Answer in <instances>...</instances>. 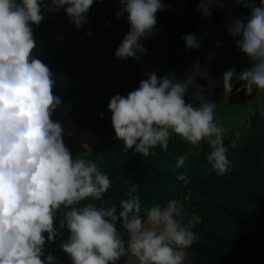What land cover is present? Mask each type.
<instances>
[{
  "label": "clouds",
  "instance_id": "9594fccd",
  "mask_svg": "<svg viewBox=\"0 0 264 264\" xmlns=\"http://www.w3.org/2000/svg\"><path fill=\"white\" fill-rule=\"evenodd\" d=\"M94 2L51 0L44 5L43 0H0V264H57L52 253L45 254V244L55 241L58 229L68 231L61 248L71 264H119L128 256L138 264H185L186 250L199 239L177 219L174 201L144 208L142 215L135 194L139 184L119 202V209L115 204L103 206L112 181L92 160L73 157L61 122L51 118L62 101L53 94L56 81L50 67L33 55L37 41L32 25L44 20L46 7L50 13L63 9L69 22L82 29ZM234 2L243 4L250 15L233 20L227 31L237 38L236 47L249 63L239 73L235 67L224 72L223 91L231 95L234 82H239L236 91L251 96L264 91V0L259 5L255 0ZM119 3L116 16L127 14L130 28L115 57L139 62L147 51L141 41L156 31V13L166 10L165 5L162 0ZM219 3L199 0L197 11L208 17ZM182 39L186 49L200 48L195 34ZM146 76L138 88L126 96L116 94L108 103L123 151L155 156V149L167 151L175 136L190 146L177 157L176 168L185 167L192 149L203 142L210 148L206 171L229 173V148L236 144L225 146L228 130L216 123L217 103L205 96L213 86L208 68L197 60L183 80L172 73L158 77L154 71ZM197 78L206 79L207 85L196 84ZM177 179L187 183L186 173ZM88 200L100 206L81 203Z\"/></svg>",
  "mask_w": 264,
  "mask_h": 264
},
{
  "label": "trees",
  "instance_id": "16d2710c",
  "mask_svg": "<svg viewBox=\"0 0 264 264\" xmlns=\"http://www.w3.org/2000/svg\"><path fill=\"white\" fill-rule=\"evenodd\" d=\"M51 0H43L48 5ZM166 10L156 13V31L141 43L146 47L142 58L168 45L172 52L175 41L186 34H198L218 27L228 10H250L234 0H221L205 17L197 11L199 0H162ZM119 0H95L87 19L89 23L78 29L69 22L63 9L56 17L32 25L37 48L35 58L47 64L56 81L53 94L62 104L72 101L73 117L84 129L97 133L106 142V175L111 187L102 197L115 204L128 198L135 184L143 209L169 201L191 200L200 222L194 231L199 239L189 250L196 264H264V116L257 113L250 120V134L229 148L228 158L233 162L231 171L223 176L208 173L206 157L210 148L203 143L200 153L189 159L185 167L176 168L177 157L185 146L179 141H169L167 151L155 149L156 155L142 158L133 150L123 151V143L115 138L108 110L110 98L116 94L126 96L146 79L140 61L119 60L115 51L129 32L127 14L117 18ZM110 22V23H109ZM90 30L91 35H86ZM69 36L77 46V53L66 51ZM62 37V38H60ZM232 132L224 139L231 143ZM66 147L74 158H85L87 149L80 145L76 135H63ZM186 173L187 183L178 180ZM98 201H83L81 203ZM64 239L68 231L63 229ZM47 237V233L45 234ZM57 239V237H56ZM55 239V240H56ZM122 258L119 264H123ZM57 264H71L62 249L58 251Z\"/></svg>",
  "mask_w": 264,
  "mask_h": 264
},
{
  "label": "rangeland",
  "instance_id": "374dc122",
  "mask_svg": "<svg viewBox=\"0 0 264 264\" xmlns=\"http://www.w3.org/2000/svg\"><path fill=\"white\" fill-rule=\"evenodd\" d=\"M255 2L259 5L260 0H255ZM43 14L44 19L53 18L57 15L56 12H47L46 7ZM238 17H247V15L243 11L228 10L224 13L223 21L218 27L196 34L200 40L199 49H186L185 41L181 37L175 41L176 47L173 52L168 45H164L140 61V67L146 79V73L154 71L158 77L172 73L178 80H183L193 63L197 60L202 67L208 68L209 76L213 80V86L205 92V96L207 99L217 103L215 110L216 123L228 130L224 139L234 132L231 137V143H236L250 134V120L252 117L257 113L264 116V91H254L251 96L246 95L244 91L237 92L236 89L240 87L239 82H234L235 86L231 95L223 91L222 79L224 72L235 67L237 73H239L249 63L247 58L243 57V54L236 47L237 38L232 37L227 31V25ZM62 40H67L68 42L67 52H78L77 46L69 36L57 42ZM209 56L212 57L210 60L207 59ZM242 60L243 62H241ZM195 83L201 86L207 85V81L204 78H197ZM185 99L186 101L188 100L187 97ZM51 118L53 121L58 120L61 122L64 134L78 137L80 145L87 149L84 157H94L98 168L106 174L107 141L102 139L97 133L84 129L76 123L72 112V101L63 103L62 107L57 108ZM171 140L184 144L186 150L183 154L188 152L190 146L179 137L174 136ZM202 148V143L199 149L193 148L187 161L195 154L200 153ZM175 204L179 213L177 219L192 230L200 222V218L195 213L191 200L186 198L182 201H176ZM58 224L59 221L57 220L54 226L58 228ZM117 227L122 231L119 225ZM65 241L63 229H58L57 239L54 242H46L45 254L52 253L57 260L58 251L62 249L61 243ZM186 253L185 264H196L193 253L189 250H186ZM123 264H138V262L134 257L128 256Z\"/></svg>",
  "mask_w": 264,
  "mask_h": 264
}]
</instances>
